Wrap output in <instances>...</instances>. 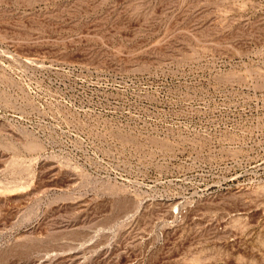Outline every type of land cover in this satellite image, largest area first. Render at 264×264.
Wrapping results in <instances>:
<instances>
[{
    "label": "rangeland",
    "instance_id": "rangeland-1",
    "mask_svg": "<svg viewBox=\"0 0 264 264\" xmlns=\"http://www.w3.org/2000/svg\"><path fill=\"white\" fill-rule=\"evenodd\" d=\"M0 264H264V0H0Z\"/></svg>",
    "mask_w": 264,
    "mask_h": 264
},
{
    "label": "bare ground",
    "instance_id": "bare-ground-1",
    "mask_svg": "<svg viewBox=\"0 0 264 264\" xmlns=\"http://www.w3.org/2000/svg\"><path fill=\"white\" fill-rule=\"evenodd\" d=\"M35 145H31V147H34Z\"/></svg>",
    "mask_w": 264,
    "mask_h": 264
}]
</instances>
